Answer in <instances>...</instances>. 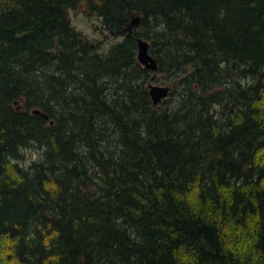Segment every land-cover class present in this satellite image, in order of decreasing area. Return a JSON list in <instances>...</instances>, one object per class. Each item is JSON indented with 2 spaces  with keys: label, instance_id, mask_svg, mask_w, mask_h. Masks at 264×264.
<instances>
[{
  "label": "trees",
  "instance_id": "obj_1",
  "mask_svg": "<svg viewBox=\"0 0 264 264\" xmlns=\"http://www.w3.org/2000/svg\"><path fill=\"white\" fill-rule=\"evenodd\" d=\"M0 264H264V0H0Z\"/></svg>",
  "mask_w": 264,
  "mask_h": 264
},
{
  "label": "rangeland",
  "instance_id": "obj_2",
  "mask_svg": "<svg viewBox=\"0 0 264 264\" xmlns=\"http://www.w3.org/2000/svg\"><path fill=\"white\" fill-rule=\"evenodd\" d=\"M69 18L72 27L79 31L89 42L98 47L102 52H105L107 48L115 42V39L111 38L101 26L100 21L96 17H90L82 11V7L76 8L73 11H69ZM154 78V85L165 86L170 89V85L160 82L161 77L159 75H151ZM38 158V152L34 149L24 151V160L21 162L23 166H28L30 161Z\"/></svg>",
  "mask_w": 264,
  "mask_h": 264
},
{
  "label": "water",
  "instance_id": "obj_3",
  "mask_svg": "<svg viewBox=\"0 0 264 264\" xmlns=\"http://www.w3.org/2000/svg\"><path fill=\"white\" fill-rule=\"evenodd\" d=\"M134 23H137L136 19L132 21V24ZM137 60L147 70L155 71L157 68L155 60L148 53V44L140 39L137 41ZM168 91L169 89L167 87L149 86V95L153 105L158 104L162 99L166 98ZM32 114L41 116L45 120L47 119V116L39 110H32Z\"/></svg>",
  "mask_w": 264,
  "mask_h": 264
},
{
  "label": "bare ground",
  "instance_id": "obj_4",
  "mask_svg": "<svg viewBox=\"0 0 264 264\" xmlns=\"http://www.w3.org/2000/svg\"><path fill=\"white\" fill-rule=\"evenodd\" d=\"M45 115V114H44Z\"/></svg>",
  "mask_w": 264,
  "mask_h": 264
}]
</instances>
